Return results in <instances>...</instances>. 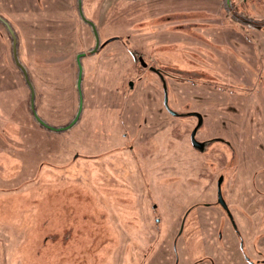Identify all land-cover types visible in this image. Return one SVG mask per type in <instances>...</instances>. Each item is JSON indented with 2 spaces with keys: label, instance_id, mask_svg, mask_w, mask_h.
Returning <instances> with one entry per match:
<instances>
[{
  "label": "rangeland",
  "instance_id": "1",
  "mask_svg": "<svg viewBox=\"0 0 264 264\" xmlns=\"http://www.w3.org/2000/svg\"><path fill=\"white\" fill-rule=\"evenodd\" d=\"M78 1L0 0V16L17 36L19 59L35 88L36 111L54 126L75 117L77 54L96 43ZM231 5L226 0H82L101 43L118 39L81 58L82 112L71 128L59 131L44 127L32 112V90L0 20V264L49 263L36 228L53 200L81 225L80 232L96 228L84 244L73 241L74 253H58L55 264H182L188 253L196 258L193 264H249L240 250L243 240L246 254L257 260L256 248L264 250L263 215L259 222L255 207L246 212L233 201L234 214L245 222H238L239 241L228 222L233 217L207 205L215 197L219 165L231 169V151L218 141L205 151L191 142L198 118L190 112H199L204 121L198 139L224 136L252 151L264 131L246 100L219 90L232 83L244 85L234 87L239 90L264 92V24L253 22L264 21V0H231ZM196 9L202 10L200 19H192L198 18L191 12ZM237 14L251 21L243 24ZM196 20H211L209 30L199 29L214 36L210 53L197 49L203 43L188 34ZM132 51L144 62L211 80L169 76V108L184 114L176 116L165 104L160 78L136 62ZM258 100L255 94L249 103L256 106ZM253 187L249 184L248 193H255ZM222 190L229 197L228 180ZM78 207L82 211L75 212Z\"/></svg>",
  "mask_w": 264,
  "mask_h": 264
},
{
  "label": "flooded vegetation",
  "instance_id": "2",
  "mask_svg": "<svg viewBox=\"0 0 264 264\" xmlns=\"http://www.w3.org/2000/svg\"><path fill=\"white\" fill-rule=\"evenodd\" d=\"M78 6H79V1H78ZM191 12L193 14L199 13L198 18L193 17L192 19H200V12H202L201 9L192 10ZM208 12H210V11H208ZM79 13H80V10H79ZM175 18L177 19V17H175ZM210 18L211 17H209V19ZM166 19L167 20L174 19V16H168ZM237 19L240 22H242L243 24H249L248 21H246L242 18L238 17ZM190 24H193V28H192L193 32H190L191 34L188 33L189 36L198 40V42L203 43L202 45L198 44L197 49H199L200 51H204V52L209 51V53H210L211 52L210 47H212L213 45H216L215 40H214V36H212V34L210 32H206L203 35V33L199 29H200V27H202L201 25H203L204 28L209 30V28H211V20L208 22H200L199 20H196V21H192ZM173 29H178V28H173ZM165 45H168V44H165ZM203 45L207 46L208 48H204ZM187 49L189 51H191L189 48H186V50ZM184 50H185V48H184ZM132 54L134 55L136 62L140 63V65L143 68H145V70H149V71L155 73L158 76V78H160L163 86H164L165 82L168 85L169 76H175L177 78L187 79V80L192 79L195 82L199 81L198 83H200L201 77L205 81L211 80V79L204 78L203 76H201V73H198V72H193V73L184 72L185 73L184 74V73H177L174 71H169L168 66L165 64L146 62L147 65L144 66L142 54L137 52V51H132ZM190 74H192V75H190ZM214 80H215V82H217L216 79H214ZM227 84L232 85L233 87L229 88L228 86L221 85V88L219 90L222 92H226L230 96L239 97L241 100H246L245 106H246L247 110H250V109L254 110L255 109L254 115H255L256 119L262 121V126H263L264 125V92H263V90L261 92V95H259V90H252V91L248 92L246 89L239 90V89L234 88V87L240 88V87H243L244 85L241 86V84H232V83H227ZM214 87L216 89L219 88L218 85H214ZM255 94H257L259 96V100L257 102H255L256 106H253V105H251V103H249L250 102L249 100H252L254 98ZM168 97H169V95H168ZM229 98H231V97H229ZM221 105L222 104L219 103V106H221ZM250 106H252V107H250ZM237 108L240 109V106L239 105H233L234 110ZM214 111L216 112V114H218L216 108L214 109ZM191 113L192 112H190L189 114L192 115ZM182 115H184V114L179 113L176 116H182ZM193 116H196L198 118V124H199V117L197 115H193ZM198 124L196 126H198ZM202 125H203V123L200 125L199 129L202 127ZM199 129L197 130V133H198ZM197 133H196V138H197ZM259 139H260L259 145H256V146L253 145L252 151L244 150L243 148H238L232 141H230L229 139H227L224 136H213V137H209L207 139H198L200 141H206L207 142L205 150L208 149L215 141H218V142H221L228 150L231 151V156L229 158V161L231 163V169H227V171L225 172L224 171L225 165L224 164L219 165L218 169L220 172H218L217 177L214 178V181L216 182L215 197L212 201L208 202L207 205H209V206L215 205V206L221 208L224 212H226L227 215H230L233 217L231 221L228 219V222L232 224L235 232L238 234L239 241L241 239L243 240V235H242L243 230H241L240 225L238 223L240 221L237 219V216L233 212L234 206L237 205V204L234 205V202H233L234 200L238 201V204H242L246 208L245 209L246 212H247L248 207L252 208V209L255 207L254 210H257L260 212L259 213V222H260V217L262 215L263 216H262L261 221H264V131H263L262 135L259 136ZM191 140H192V138H191ZM195 148H197V147H195ZM197 149H199V148H197ZM205 150H201V151H205ZM226 173H227V177H226ZM233 176H234V178H233ZM220 179H222L221 191H222V195L224 197V200L226 202V206L219 201L218 188H219ZM226 179L228 180L229 190L231 191L230 193H227L229 197L225 196L223 194V190H222V186H223L224 182L225 181L227 182ZM249 184H252V187L254 186L253 189H254L255 193H248L249 192ZM226 191H227V188H226ZM256 197L258 199H257V201H254V199ZM197 205H198V203H194L191 206V208L192 207L194 208ZM191 208H188L186 210V212H185V213H187L186 216L188 215V213L190 214L191 210L193 209V208L192 209ZM238 215H241V214H238ZM198 219L203 220L201 217H199ZM240 220H241L240 223H242L244 226L245 225L244 219L240 218ZM183 221L185 223L186 217L183 218ZM257 245L259 246L258 241H257ZM240 246H241L240 250L244 256L243 258H244L245 262H247L249 264H264V250H261V249L258 250L256 248L257 252L255 251V256H256L257 260H254L253 258H250L248 256V254H246L244 240L242 242V245H240ZM199 250H200V247H199L198 251ZM198 251H197V253L199 255H201L200 251L199 252ZM176 253L177 252H175V254ZM245 254H246V256H245ZM168 255H169L168 257H170L171 251L168 252ZM248 259L250 261H247ZM195 260H196V258L191 259L189 257V253H188L185 255L184 262H182V264H193ZM179 264H180V261H179Z\"/></svg>",
  "mask_w": 264,
  "mask_h": 264
},
{
  "label": "trees",
  "instance_id": "3",
  "mask_svg": "<svg viewBox=\"0 0 264 264\" xmlns=\"http://www.w3.org/2000/svg\"><path fill=\"white\" fill-rule=\"evenodd\" d=\"M50 197H48L49 199ZM47 199V200H48ZM46 202V201H45ZM47 203L48 209L44 212L40 222L36 228L37 233L42 234L43 239L40 244L41 254L46 256L49 259L48 264L53 263L56 260V257L67 253H74L77 250V245L73 242H77L80 246V243L84 242L91 236V231L96 228L93 225L89 229L80 232V226L73 222V217L69 216L72 219L71 224L70 218L68 215H65V207H59L56 200H53ZM54 204V205H53ZM75 212L82 211V207L74 209ZM89 218V216H87ZM67 223V224H66ZM79 233V234H78ZM70 234L68 237L66 235ZM41 238V237H40ZM52 238V239H51ZM57 238V239H55ZM44 241V243L42 242ZM56 242H59V247L56 246ZM64 242V244H61Z\"/></svg>",
  "mask_w": 264,
  "mask_h": 264
},
{
  "label": "water",
  "instance_id": "4",
  "mask_svg": "<svg viewBox=\"0 0 264 264\" xmlns=\"http://www.w3.org/2000/svg\"><path fill=\"white\" fill-rule=\"evenodd\" d=\"M226 3L231 8V6H232L231 5V0H226ZM79 10H80V14L83 17V19L85 21H87L92 26L93 31H94V34L96 36V43H95L94 48L90 49L88 52H80V53L77 54V63H78V67H79L78 80H77V87H78V91H79V108H78V111H77L75 117L68 124L63 125V126H54V125H51V124L47 123L44 119H42L38 115V113L36 111V107H35V96H36V92H35L34 85L32 84V82L30 80V77H29L27 68L20 61L19 56H18L17 36H16L13 28L11 27L10 23L7 20H5L4 18H2L0 16V20L3 21L6 24L8 30L11 33L12 38H13V52H14V56H15V61H16L17 65L19 66V68L22 70V72H23V74L25 76V79H26L27 83L29 84V86H30V88L32 90L31 91V99H30L31 110L34 113L35 117L37 118L38 122H40L43 126H45L46 128H48L50 130H53V131H59V130H64V129L71 128L78 121V119L80 117V114L82 112L84 100H83L82 91H81L82 78H83V66H82V63H81V58L84 55H86L87 53H93V52L98 51L101 47L105 46L110 40L118 39V37H115V38H111V39L105 40L104 42L101 43L100 36H99V33H98V30L96 28L95 23L92 20L87 19L86 16H85V14H84V12H83V9H82V0H79ZM237 15L239 16V18H242V19H244L246 21H251L249 19H246L244 16H242L240 14H237ZM253 22L254 23H257V24H264V21H262V22L253 21ZM143 65L146 66L147 63L146 62H143ZM164 88L166 90V93H165V104H166L167 108H169L168 85H167L166 82L164 83ZM169 110H170V108H169ZM170 112L172 114H174V115H178L179 114L178 112H176L174 110H170ZM191 114L192 115H197L199 117V124H198V126H196L194 128V130H193V132L191 134L192 143H193V145L195 147L199 148L200 150H205V147L207 145V142L206 141H200V140H198L196 138L197 130L199 129L200 125L203 123L202 115L200 113H198V112H192ZM221 182H222V179H220V181H219V188H218L219 201L226 206V202L224 200V197H223L222 191H221Z\"/></svg>",
  "mask_w": 264,
  "mask_h": 264
},
{
  "label": "crops",
  "instance_id": "5",
  "mask_svg": "<svg viewBox=\"0 0 264 264\" xmlns=\"http://www.w3.org/2000/svg\"><path fill=\"white\" fill-rule=\"evenodd\" d=\"M38 1V0H37ZM40 123V122H39ZM45 127V126H44ZM10 211H11V207H10Z\"/></svg>",
  "mask_w": 264,
  "mask_h": 264
}]
</instances>
